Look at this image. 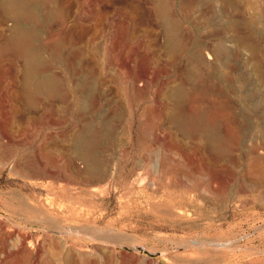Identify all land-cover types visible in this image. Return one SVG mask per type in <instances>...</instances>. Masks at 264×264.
Instances as JSON below:
<instances>
[{
	"label": "rangeland",
	"instance_id": "1",
	"mask_svg": "<svg viewBox=\"0 0 264 264\" xmlns=\"http://www.w3.org/2000/svg\"><path fill=\"white\" fill-rule=\"evenodd\" d=\"M154 1L48 4L62 11L38 39L61 82L54 98L26 102L18 63L0 58V264H264V0H163L170 51ZM228 18L263 49H237ZM13 22L0 6V44ZM219 39L224 61L212 52ZM79 80L94 86L83 106ZM89 125L102 133L96 169L74 150Z\"/></svg>",
	"mask_w": 264,
	"mask_h": 264
},
{
	"label": "bare ground",
	"instance_id": "2",
	"mask_svg": "<svg viewBox=\"0 0 264 264\" xmlns=\"http://www.w3.org/2000/svg\"><path fill=\"white\" fill-rule=\"evenodd\" d=\"M55 1L56 0H1L0 2V6L3 11L6 14L12 16V19L14 21L13 26L10 29V33L7 35L6 39L0 44V58L6 56L8 53H11L14 59L16 60V64L18 63L17 67L19 72L21 73V78L19 81L22 87L21 94L26 102H30L32 100L31 97L34 94H41L45 95L46 97L49 96L53 98L60 94L59 91L61 90V82L56 75L49 71V67H47V63L42 55V49L38 45L40 31H42L43 28L48 26L49 19L55 16H62V11L60 10V8L56 7V9H53L52 7H48V4L55 3ZM154 2L156 13L163 22L164 30L167 34V49L169 51L173 50L176 46V37L174 34L173 23L170 21L166 14L163 0H155ZM216 3L214 2V4ZM246 4L247 8H249V6L252 5V1L246 0ZM113 7L114 9H117L120 7V5L118 3H115ZM223 9L224 8H222L221 10ZM98 13V21L101 23L106 11L103 7H100ZM254 20V14H252L245 23L253 26ZM75 21L81 26H83V23L78 19H75ZM240 22L241 21L236 18H228L223 25L224 27H227L228 29L232 30V36L234 39L235 47L237 49L246 47L248 49L256 51L263 49L262 45H260V47L258 43H255L256 41H249L246 35L238 31V26L240 25ZM98 27H96V30L98 29ZM252 28L253 31H256L255 26H253ZM202 45V43H199V48L192 50L190 53V58L194 63L198 64L202 62ZM60 51V46H54L49 48L48 53L52 56V58L57 59L61 55ZM225 51L226 47L222 42V39L216 41L212 49L215 59L224 61ZM62 64H64L65 67L67 66L66 59H64ZM66 68L69 69V67ZM259 70V76L264 78V67L260 66ZM193 73V70L187 71L188 76H192ZM86 74L92 76L90 68H86ZM92 84L93 83H89L84 80H79L76 83L75 88L77 89L76 91H78V94L76 95L77 105L83 106L91 99L92 91L94 89V86ZM180 94V89H175L168 93L167 97L170 100H175V98H178ZM261 98L264 100L263 96H261ZM256 117L260 118L259 120H261L262 118L264 119V108L258 111ZM169 119L174 124L180 127H184V119L179 117L176 113L171 112ZM190 123L195 126L196 129H198L199 134L202 138L206 139L208 142H213L217 145H220L217 136L213 132H211V130H209L207 126L201 123L199 118H192V121H190ZM261 128L264 132V124ZM101 135L102 133H96L95 131H93L91 125H89L85 126V128L78 132V134L75 135L73 139L75 152L88 164V167H90L91 169H96L98 167H96V165L98 164V160L93 156V153L95 152L93 146ZM4 253L7 254L5 251Z\"/></svg>",
	"mask_w": 264,
	"mask_h": 264
}]
</instances>
